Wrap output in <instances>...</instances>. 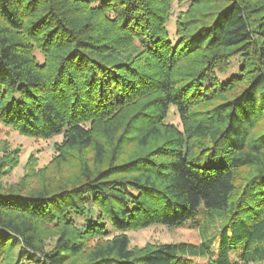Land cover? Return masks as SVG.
Returning <instances> with one entry per match:
<instances>
[{"label":"trees","instance_id":"obj_1","mask_svg":"<svg viewBox=\"0 0 264 264\" xmlns=\"http://www.w3.org/2000/svg\"><path fill=\"white\" fill-rule=\"evenodd\" d=\"M252 1L0 0V125L61 135L54 174L0 183V264H228L236 244L235 264H264ZM187 220L198 243L130 246V230Z\"/></svg>","mask_w":264,"mask_h":264},{"label":"rangeland","instance_id":"obj_2","mask_svg":"<svg viewBox=\"0 0 264 264\" xmlns=\"http://www.w3.org/2000/svg\"><path fill=\"white\" fill-rule=\"evenodd\" d=\"M260 1L262 0H253L252 4H257ZM182 8L183 6L174 2L172 15L168 22L169 33L173 32L175 17ZM170 111L172 112L173 109L171 108ZM168 121L180 126L177 114L170 113ZM60 140L61 135H55L49 139L33 138L22 135L10 127L0 125V158L6 159L5 154L16 152L15 162L11 167H8L6 173H0V183L6 188L15 184L17 185L24 175L31 173V170L38 171L47 165L48 169L46 171H51V174H54V164H50V162L55 155L54 143ZM63 169L66 170V173L64 170L61 176L65 178L69 169L67 167ZM192 225V222L189 220L173 226L154 224L145 228L130 230L127 232V235L130 246L138 247L146 243H198L200 235L198 230ZM228 242L232 244L230 236L228 237ZM217 245L218 237L215 238L214 246L216 247ZM240 250V245L236 244L230 252L228 264H235Z\"/></svg>","mask_w":264,"mask_h":264}]
</instances>
